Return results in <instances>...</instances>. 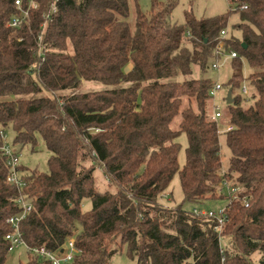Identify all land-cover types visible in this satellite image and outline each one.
<instances>
[{
    "label": "trees",
    "instance_id": "obj_1",
    "mask_svg": "<svg viewBox=\"0 0 264 264\" xmlns=\"http://www.w3.org/2000/svg\"><path fill=\"white\" fill-rule=\"evenodd\" d=\"M133 1L131 25L129 0H0V148L8 143L20 156L41 137L51 153L47 173L19 166L28 183L22 193L33 204L23 239L57 251L74 238L71 264H112L117 255L128 264H256L257 254L264 264V0H240L246 8L234 12V29L241 37L228 32L225 40L231 10L200 19L186 12L179 24L172 19L178 0H152L148 14ZM27 9L29 20L10 28ZM220 41L238 54L227 84L233 129L225 133L226 171L209 108ZM84 82L106 89L80 92ZM244 83L253 91L249 107L242 103L250 91L234 96ZM181 134L188 141L182 169ZM8 174L2 156L0 264L12 252L7 220L19 213L22 194ZM177 174L184 203L215 204L227 196L224 182L240 188L221 233L214 220L166 205ZM19 264L44 263L28 254Z\"/></svg>",
    "mask_w": 264,
    "mask_h": 264
},
{
    "label": "rangeland",
    "instance_id": "obj_2",
    "mask_svg": "<svg viewBox=\"0 0 264 264\" xmlns=\"http://www.w3.org/2000/svg\"><path fill=\"white\" fill-rule=\"evenodd\" d=\"M162 3H167L168 0H159ZM177 6L172 12V19L174 22L182 24L185 22L186 12H191L196 18H207L214 17L221 14H226L230 11V4L228 0H178ZM130 5V15L128 18V22L133 25L135 21V3L133 0H129ZM140 9L143 13L148 14L151 11L152 0H140L139 1ZM240 21L239 14L232 12L229 15L227 31L234 35L237 38L241 37V34L234 29V25L238 24ZM131 67L128 68V70ZM252 69H250L249 65L246 61H243L242 74L244 78H248L251 74ZM234 69L232 67L231 60H227L224 62L223 67L219 72H215L211 70V76L214 79L216 84H220L222 89L218 92L217 96L214 99H210L209 108L210 113L213 115L216 111L222 113V117L215 120L218 125L219 133H220V145H221V159H222V170L226 171L229 167V161L231 157L230 150L226 143V132L228 126H230V116L228 113V103H227V95L230 88L227 86L231 77L233 76ZM248 90L250 91V96L243 101L242 105L244 107H249L253 104L252 99V89L249 88L247 83H244ZM128 86V85H127ZM106 89V87L98 82H84L83 87L80 92H98ZM238 93L241 94V90H236L234 96ZM67 94H70L68 92ZM185 107V104L183 105ZM180 116H178L173 123V127H178L180 122ZM14 132L9 131L8 133V141L12 143L14 139ZM177 142L180 144V152L178 156L179 166L182 169L186 163V150L188 146L187 136L186 134H181L177 139ZM13 148V145H12ZM15 149V148H14ZM18 149V148H16ZM51 157L50 151L45 146L41 137H38L37 144L35 147L32 145H27L22 149L20 154V164L25 166L30 170L38 169L41 172L47 173L49 171L48 161ZM23 173V172H22ZM168 195H164V202L169 206H177L183 205L184 209L194 212L198 211H213L219 212V210L223 207H226L229 203V199L226 196L222 200H218L215 204L205 203L203 205H195L191 203H184V195L181 189L180 178L177 174L173 181L171 182L168 191L166 192ZM91 209L90 200H86L83 204V210L88 211ZM28 259V253L24 247L16 249L12 251L9 256L6 264H19L20 261L24 262ZM261 256L255 255L254 260L256 264L260 261ZM112 264H128V261L125 256L117 255L114 257Z\"/></svg>",
    "mask_w": 264,
    "mask_h": 264
},
{
    "label": "built area",
    "instance_id": "obj_3",
    "mask_svg": "<svg viewBox=\"0 0 264 264\" xmlns=\"http://www.w3.org/2000/svg\"><path fill=\"white\" fill-rule=\"evenodd\" d=\"M57 1L59 0H56V2ZM228 1L230 4V10L232 12L242 11L246 8L245 6L241 5L240 0H228ZM15 3L18 8L21 7L20 1H16ZM30 6L36 7L34 3H32ZM29 9L22 11L21 17H14L10 21L8 26L10 28L16 29V28H19L24 21L29 20L30 18ZM56 11H57V7H56V4L54 3L52 5L51 12H56ZM227 36H228V31L223 30L220 36L221 39L225 40ZM237 57H238L237 52L235 51L227 52L224 47V42L220 41L217 44L216 49H215V57L211 65V70L215 72H219L220 69L223 67L224 62H226L227 60H234ZM221 89H222V86L220 84L214 83L210 91L211 98L214 99ZM241 94L245 96L249 95V90L245 85L241 89ZM221 117H222L221 112L216 111L214 113L213 118L215 120ZM227 129H228L227 131H230L233 129V127L228 126ZM3 138L6 140L7 136L4 135ZM2 156H5L7 158V165L9 167V174L7 177V182L10 185L15 186L19 190V192L22 193L24 188L28 185V183L24 179V174L19 169L20 156H17L13 148L8 143H5L0 148V159ZM222 190H223V193L227 195L229 199V203H231V201L233 200L239 199V190H240L239 187L233 184H230L228 182H224ZM17 204L20 209L19 213L11 216L7 220V224L11 229V231L6 235V240L10 244V250L14 251L16 249L24 247L29 255L39 258L40 261L43 262L44 264H71L76 254H78V249L76 248L74 238H69V240L64 244V246L60 250H57V251H50L45 246L31 247L27 245V243L23 239V234L21 231V223L25 220L28 214L33 210V204L27 199V197L23 193L18 197ZM226 210H227V206L221 208L219 212L195 210L194 213L198 216H204V217H207L217 222L215 230L221 233L223 226L225 222L227 221Z\"/></svg>",
    "mask_w": 264,
    "mask_h": 264
},
{
    "label": "water",
    "instance_id": "obj_4",
    "mask_svg": "<svg viewBox=\"0 0 264 264\" xmlns=\"http://www.w3.org/2000/svg\"><path fill=\"white\" fill-rule=\"evenodd\" d=\"M227 103L232 104L233 103V97H232V89L229 90L227 95Z\"/></svg>",
    "mask_w": 264,
    "mask_h": 264
}]
</instances>
